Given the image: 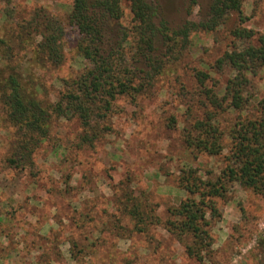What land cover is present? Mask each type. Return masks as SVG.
I'll return each instance as SVG.
<instances>
[{"label":"rangeland","instance_id":"374dc122","mask_svg":"<svg viewBox=\"0 0 264 264\" xmlns=\"http://www.w3.org/2000/svg\"><path fill=\"white\" fill-rule=\"evenodd\" d=\"M148 1L159 7V19L176 27L202 20L211 0ZM72 2L0 0L1 34L11 35L17 23L39 7L67 26ZM242 11L244 22L233 14L216 30L191 35V45L175 70L161 77L151 92L136 99L119 97L112 132L94 145L81 144L78 119L54 118L52 134L36 149L32 164L15 168L9 158L16 129L0 102V264H264V197L238 184L227 200L218 201L221 216L211 221L210 258L200 262L190 257L184 242L164 225L170 218L168 208L186 197L177 182L186 165L199 167L202 173L220 171L218 157L196 156L187 148L182 135L185 103L198 90L194 77L198 69L210 73L209 85L218 83L216 91L224 94L235 71L216 70L214 65L235 43L242 45L232 36L236 26L253 30L255 37L264 34V2L245 0ZM125 14L128 20L127 5ZM67 28L62 64L37 66L26 59L17 66L24 79L38 83L42 100H55L61 79L88 63L78 55L76 34ZM118 28L108 26L110 44L119 38ZM162 51L159 43L158 52ZM252 80L253 91L264 96V68ZM172 116L176 127L169 126ZM126 195L155 204L160 222L138 231L136 219L124 208Z\"/></svg>","mask_w":264,"mask_h":264},{"label":"trees","instance_id":"16d2710c","mask_svg":"<svg viewBox=\"0 0 264 264\" xmlns=\"http://www.w3.org/2000/svg\"><path fill=\"white\" fill-rule=\"evenodd\" d=\"M244 2L211 0L202 20L173 27L165 18L159 19V7L148 0H73L67 26L76 34L78 55L88 63L61 79V89L52 101L40 99L38 83L35 86L24 79L17 66L26 59L37 66L62 64L69 28L43 7L18 22L11 35H2L0 27V102L16 129L10 164L15 168L32 164V155L52 134L54 118L78 119L83 128L81 144L94 145L112 132L119 97L136 99L151 92L161 77L175 70L195 32L214 31L233 14L244 22ZM125 5L130 11L128 20ZM112 25L119 27L120 35L110 44L107 31ZM255 35L251 29L236 26L232 36L242 45L235 43L215 61L216 70L235 71L223 95L216 91L218 83L209 85L210 73L198 69L194 73L198 90L185 103L182 135L187 148L196 156L218 157L221 166L219 173L213 169L202 173L191 164L181 170L177 182L186 197L168 208L170 218L164 225L184 242L186 253L200 262L214 252L210 227L221 216L218 201L227 200L235 184L264 197V96L253 91L252 80L264 68V34ZM159 43L162 52H158ZM177 125L172 116L169 126ZM124 208L136 219L140 232L160 222L156 205L136 196L126 195Z\"/></svg>","mask_w":264,"mask_h":264}]
</instances>
